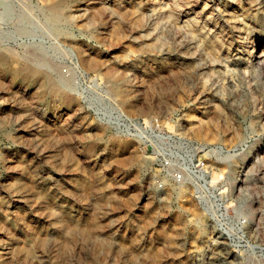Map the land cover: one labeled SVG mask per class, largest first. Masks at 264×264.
Wrapping results in <instances>:
<instances>
[{
	"label": "rangeland",
	"instance_id": "rangeland-1",
	"mask_svg": "<svg viewBox=\"0 0 264 264\" xmlns=\"http://www.w3.org/2000/svg\"><path fill=\"white\" fill-rule=\"evenodd\" d=\"M109 106L221 146L262 249L214 242ZM0 264H264V0H0Z\"/></svg>",
	"mask_w": 264,
	"mask_h": 264
},
{
	"label": "built area",
	"instance_id": "built-area-1",
	"mask_svg": "<svg viewBox=\"0 0 264 264\" xmlns=\"http://www.w3.org/2000/svg\"><path fill=\"white\" fill-rule=\"evenodd\" d=\"M101 120L119 135L136 142L143 156L158 167L161 179L155 186L162 189L165 182L184 185L195 201L213 241L229 251L260 249L251 239V223L236 213L222 182L209 185L210 169L224 152L219 145L199 142L162 129L155 118L130 116L115 107L97 109Z\"/></svg>",
	"mask_w": 264,
	"mask_h": 264
},
{
	"label": "bare ground",
	"instance_id": "bare-ground-1",
	"mask_svg": "<svg viewBox=\"0 0 264 264\" xmlns=\"http://www.w3.org/2000/svg\"><path fill=\"white\" fill-rule=\"evenodd\" d=\"M260 59V58H259ZM217 177H219V175L218 174H215V175H210V179L208 180H206L208 183H210L209 185H212V183H214L215 182V178H217ZM215 242V241H214ZM212 248V247H211ZM216 248V247H215ZM262 249V248H261ZM208 251V250H207ZM215 260V259H214Z\"/></svg>",
	"mask_w": 264,
	"mask_h": 264
},
{
	"label": "crops",
	"instance_id": "crops-1",
	"mask_svg": "<svg viewBox=\"0 0 264 264\" xmlns=\"http://www.w3.org/2000/svg\"><path fill=\"white\" fill-rule=\"evenodd\" d=\"M202 216V215H201Z\"/></svg>",
	"mask_w": 264,
	"mask_h": 264
}]
</instances>
